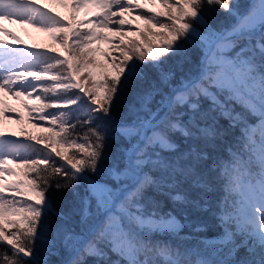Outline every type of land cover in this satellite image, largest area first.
<instances>
[{
    "label": "snow or ice",
    "instance_id": "obj_1",
    "mask_svg": "<svg viewBox=\"0 0 264 264\" xmlns=\"http://www.w3.org/2000/svg\"><path fill=\"white\" fill-rule=\"evenodd\" d=\"M148 4L152 6L148 7ZM89 5L105 10L99 13L96 20L87 21L96 27H108L110 23H115L118 25L117 31L122 32L126 23L123 15L141 9L147 14H141L139 18L150 26L147 31H141L139 34L151 38L147 42L129 39L121 49L120 62L113 61L116 74L98 82L99 86L105 88L103 97L99 91L85 87L78 75L89 67L88 56L91 55V50L88 45L97 38H103L98 37L94 28L84 31L74 28L71 23H65L56 14L39 6L35 0H0V22L31 24L40 30L48 31L53 39H58L62 46L72 53L71 56L64 57L63 53L49 55L47 52L29 51L14 46L4 37H10L15 45H22L24 41L0 23V89L11 92L17 98L22 94L31 96L32 92L37 90L51 93V97H46L47 103L44 107L59 110L42 117L50 118L52 125L59 127V132L56 133L58 140L55 137H40L38 142L52 141L44 148H38L34 143L5 139L4 133L0 132V264H42L36 259V244L49 230L48 216L53 212L50 207L51 199L46 198L45 193L53 186L57 189L72 187L76 181L84 178L86 170L98 171L105 150L106 131L103 124L97 121L103 122L110 118L114 98L134 77L140 75V64L134 61L141 64H163L170 56L179 55L183 44L178 41L183 38L186 42L188 38L199 35L196 25L206 22L205 13L220 10L232 15L234 24L228 34L216 33L209 26L210 36L214 38L221 55L219 60L214 57L209 67L212 63L227 64L234 75L222 76L220 73L202 71L200 77L188 80L170 97L167 120L155 124L138 116L137 122L122 126V135L141 136L144 135L145 128H151L153 135H144V140L148 145L168 150L175 148L172 139L174 132L203 144H211L218 134L216 127H201L199 120L184 123L174 114L181 106L188 105L194 94L211 99L213 111H219L232 125L242 123L245 114L258 118L261 122L259 143L257 144L255 139L254 128L245 126L239 149L230 156L227 164L219 161L217 163L222 168V174L230 186V194L233 195V211L226 214L227 220L224 221L229 226L225 233L226 242L235 246L236 243L247 239L259 256L258 261L253 259L250 264H264V0H259L258 5H253L244 12L240 11L236 0H146L145 4L139 3L138 0L135 3L133 0H75L73 7L78 10ZM157 5L159 10H154ZM113 7H116L118 12L113 13ZM113 15H120L121 19L113 21ZM73 19L75 20V16ZM152 28H158L160 31L153 32ZM254 34H258L260 39L251 48L247 45L240 46L241 39ZM70 35L75 37L72 46L68 44ZM120 44H124L123 39ZM237 48L239 52L234 59L222 58L225 50ZM55 51L52 50L54 53ZM62 66V71H52ZM125 69H128L127 73ZM92 75L88 72L87 79L91 80ZM121 77L124 79L121 80ZM45 80L51 83H37ZM205 80L214 82L221 90H226L243 105V111L235 113L229 110L215 94L209 93L208 88L204 86ZM73 89L79 92L67 95ZM147 95L139 98L141 109L148 103ZM35 98L41 100V95ZM72 105L77 106V109L87 110V118L82 122L87 126V131L76 139L69 137L74 134L77 124L81 121L75 114L76 110L69 107ZM192 107L194 110L198 109V105ZM73 120L75 123L71 122ZM28 139L37 140L35 136H29ZM77 139L83 143H77ZM65 144L75 145L79 153L69 156L56 147ZM137 151L140 157H143L144 153L139 149ZM243 152L248 153L247 159L242 155ZM56 157H61L65 163L58 165ZM10 158L27 169L23 175L31 178L26 184L23 181L5 182V173L19 175L13 169L5 167ZM210 159L211 153L204 147H199L189 152L188 163L183 166V171L194 175L190 171L193 162L205 163ZM142 163L143 160L137 158L129 167L136 189L131 198L133 205H136V198L143 195L146 187L157 183L156 179L143 173ZM156 166L161 173L160 179L170 175V170L175 171V166L167 159L158 158ZM94 194L97 198V210H103L107 220L98 226L92 240L74 249L71 264H88V257L96 258L97 264L101 261L111 264L110 260H104L106 253L102 243H106L110 251L124 258V264H240L238 260L227 259L219 262L190 261L179 248H170L167 245L148 248L138 239L137 229L175 232L182 225L170 214L160 215L158 211L149 214L138 206L137 214L129 215V224L125 225L120 218L108 215L113 201L110 190L98 185L94 188ZM18 196L27 199H17ZM173 199L181 203L187 202V197L180 192H177ZM18 205L20 207H17ZM8 215H17L20 219H6ZM233 223L235 230H231ZM60 230L70 242V231H65L62 225ZM145 250L154 252L156 258L151 261L140 259V253Z\"/></svg>",
    "mask_w": 264,
    "mask_h": 264
},
{
    "label": "trees",
    "instance_id": "obj_2",
    "mask_svg": "<svg viewBox=\"0 0 264 264\" xmlns=\"http://www.w3.org/2000/svg\"><path fill=\"white\" fill-rule=\"evenodd\" d=\"M236 2L241 12L247 11L250 6L259 4V0H236ZM140 12H144V10ZM144 14L147 13L144 12ZM205 21L196 27L197 31L205 32L206 37L199 39L197 35H194L188 38L186 42L182 38L181 41H178V43L183 44L182 52L179 55L170 56L163 64H141L138 68L140 75L134 77L130 84L114 98L110 118L103 122L97 121V123L103 124L106 131L105 150L98 171L86 170L84 178L76 181L72 187L57 189L53 186L45 193L46 198L51 199L50 207L53 208V212L48 216L49 230L36 244V259L42 264L43 262L63 264L67 260V264H71V260L74 258L75 248L69 247L65 243L67 239L64 238L60 230L61 225L65 231H70L73 236L85 235L83 241L75 242L76 248H79L92 240L98 226L107 220L105 212L103 210L98 211L95 206L97 205V198L94 194V188L98 185L107 188L113 195V201L110 204L111 212L108 215L120 218L125 225L129 224V215L137 214V206L149 214L154 211H158L160 215L170 214L182 225L175 232L137 229L138 239L148 248L164 245L170 248H179L190 261L219 262L227 259L238 260L240 264H245V262L250 264L253 259L259 260L258 256L251 254L254 252L249 251V249L253 250L254 247L247 239L236 243L235 246L226 242L225 233L229 230V226L224 221L227 220L226 214L233 211V195L230 194L227 178L222 174L223 170L217 163L219 161L222 164H227L230 156L239 149L245 126L254 128L255 139L257 144L259 143L261 122L258 118L245 114L242 123L232 125V122L220 115L219 111H213L211 99L205 96L197 97L194 94L190 103L181 106L174 114L184 123H193L199 120L201 127L206 125L216 127L218 134L211 144H203L174 132L172 139L175 148L168 150L155 145H148L147 141L144 140V135L135 137L122 135V126L137 122L138 116L155 123L168 107L169 99L174 96L176 90L188 80H195L200 77L202 71L212 74L220 73L222 76L234 75L227 64L212 63L209 67L213 58L219 60L221 55L216 43L207 55L214 38L210 36L209 32L206 33L210 26L211 30L216 33H221L228 27V31L225 33L228 34L234 24V17L222 10L207 11ZM88 28H92V26L84 25L81 29L84 31ZM259 39V35L254 34L251 37L241 39L239 44L241 47L247 45L248 48H251ZM114 41H120L119 37ZM238 52L239 48L229 49L224 51V58H222L224 60L234 59ZM115 74L114 72L111 75L102 76L99 80L103 82ZM123 79L124 77H121V80ZM37 83H51V81L45 80ZM92 86H96L94 82H92ZM204 86L208 88L209 93L215 94L216 98L225 104L229 110H233L235 113L243 111V105L230 96L226 90H221L214 82L205 80ZM78 92L79 90L73 89L67 95ZM99 93L103 97L105 88L100 86ZM148 93L150 95H147ZM80 94L83 95V93ZM32 95H41V100L35 102L36 113L39 106L46 111L57 112L56 108L44 107V104L47 103L46 97H51V93H42L37 90L33 91ZM145 95H147L148 103L141 109L139 98ZM192 105H198V109L194 110ZM69 107L76 110L75 114L81 121L77 124L74 134L69 137L76 139L77 136L87 131V126L82 123L87 118V110L86 108L77 109L75 105ZM169 111L168 109L161 121L168 119ZM71 122L75 123V120ZM55 129L59 132V127ZM146 132L148 137L153 135L151 128H148ZM29 136L25 134L20 138L25 143L36 144L38 148H44L52 143L50 140H45L44 145L36 143L30 141ZM17 138L21 140L18 136ZM77 143H83V141L77 139ZM56 147L69 156L73 153H79V149L75 145L65 144L63 146L56 145ZM199 147H204L207 152H210L211 159L205 163L193 162V168L190 171L194 175H189L183 171V166L188 163L189 152ZM137 149L144 153L143 157H140ZM134 153H136L135 156ZM242 155L245 159L248 158L247 152H243ZM137 158L143 160L141 165L143 173L156 179L157 183L146 187L143 195L136 198V205H133L131 198L136 191L135 180L131 178L123 181L121 177L124 172L131 174L129 171L130 163L134 164ZM158 158L167 159L175 166V171L170 170V175L163 179H160L161 173L156 166ZM55 159L58 165L65 163L61 157ZM23 177V181L31 178L24 175ZM177 192L183 193L187 197V202L181 203L174 200L173 197ZM6 195H10V193ZM16 198L27 199L21 196ZM88 213L95 217L94 221L88 222ZM235 227V223H233L231 230H235ZM85 228L89 230L86 233ZM102 246L106 253L105 261L110 260L111 264H124V258L110 251L106 243H102ZM139 258L144 261H151L156 257L154 252L145 250L140 253ZM87 260L88 264H97V259L94 257H88ZM100 264H104V261H101Z\"/></svg>",
    "mask_w": 264,
    "mask_h": 264
},
{
    "label": "rangeland",
    "instance_id": "obj_3",
    "mask_svg": "<svg viewBox=\"0 0 264 264\" xmlns=\"http://www.w3.org/2000/svg\"><path fill=\"white\" fill-rule=\"evenodd\" d=\"M68 1L69 0H35V2L39 5H41L40 3L44 4L46 6V10H49L53 14H56L58 17L62 18L65 23H71V11L72 18L73 16H75V20L73 19L74 24H72L74 28H79L82 31V26L91 25L92 28L95 29L98 37H103L97 38L93 42H91L89 44L90 48L88 45V48L91 50V55L88 56L89 67L87 70H82L78 74L80 80L85 83V87L92 88L94 91H100L98 82H100L102 76L104 77L105 75H111L115 72L113 61H115L116 63L120 62V60L122 59L121 49L124 48V45L128 43L129 39H137L147 42V40L151 37H145L144 35H140L139 33H141V31H147L150 26L147 25L143 19L139 18L141 14H144V12H140L142 10L141 9L134 11L131 14L123 15V19L126 21V23L122 32L117 31L118 25L115 23H110L108 27H96L94 24H88L87 21L96 20L99 16V13L105 11L104 9L101 10V8H97L94 5H89L88 7H81L78 10H74L73 5L75 3V0L73 2L72 8H68ZM133 2L135 3L137 2V0H133ZM138 2L141 4H145L146 0H138ZM147 6L151 7L152 5L148 4ZM156 9L159 10V5H157ZM112 12L116 13L118 12V9L116 7H113ZM119 19H121L120 15L112 16L113 21ZM80 21H83L84 23L79 24L78 22ZM0 23H2L5 28L10 29L17 36H19L21 40L24 41L22 46L25 47L23 48H26L29 51L48 52L47 49H55L56 51H58V53L63 52L65 54V57L71 55V53L62 46L61 42L58 39H53L51 33L48 31L40 30L38 27H34L31 24H21L18 22L9 23L8 21H2ZM151 30L153 32L160 31V29L158 28H152ZM197 32L199 33V35H197L199 39L206 37V35L204 34L205 32ZM208 32L209 31H207L206 33ZM117 37H119L120 41L121 39H123V45L120 44V41H114ZM74 39L75 37L71 35L69 36L68 44L70 41V46H72V42ZM48 54L50 53L48 52ZM73 62L75 63L76 61L74 60ZM134 62L140 64L141 66L140 62ZM62 68L63 66L61 68L53 70L54 72L62 71ZM125 71L127 72L128 69H125ZM88 72H91L93 74L91 80L87 79ZM92 82L95 83V87L92 86ZM35 97L36 95L28 96L22 94L19 96V98H17L11 92L0 89V132L4 133L5 139L14 140L18 139L17 136L20 138L22 135L26 134L35 136L37 140L33 142L43 145L45 143V140L43 142H38L40 140V137H55L58 140V136H56V133L58 132L55 129L56 127L52 125L50 118L42 119V117H47L48 113L53 111H46V109H43L41 106H39L37 108V113H39V115H37L35 102L37 103L40 100H37ZM56 111L59 110L56 109ZM20 141H22V139L18 140V142ZM22 142L25 143L24 140ZM5 167L11 168L15 172L19 173V175H8L7 173H5L6 183L24 180L23 171H26L27 169L23 168V166H21L16 160L10 158L8 164L5 165ZM121 178L124 181L131 179L132 176L131 174H126L124 172L122 173ZM23 182L25 184L27 183V181ZM95 206L97 208V205ZM88 216V222L95 220V217L90 216V213H88ZM6 219L17 220L20 219V217L17 215H8ZM6 227L9 226L6 225ZM84 231L86 233L89 230L85 228ZM84 237V234L80 236L72 235L71 241L69 242L67 240L65 243H67L69 247L73 246V248H76L77 245L75 244V242L81 240L83 241ZM249 251L254 252L251 254L258 256L256 249H249Z\"/></svg>",
    "mask_w": 264,
    "mask_h": 264
},
{
    "label": "water",
    "instance_id": "obj_4",
    "mask_svg": "<svg viewBox=\"0 0 264 264\" xmlns=\"http://www.w3.org/2000/svg\"><path fill=\"white\" fill-rule=\"evenodd\" d=\"M251 5H252V4H251ZM166 111H167V109H166ZM166 111L164 112L163 116L165 115ZM64 264H66V263H64Z\"/></svg>",
    "mask_w": 264,
    "mask_h": 264
}]
</instances>
